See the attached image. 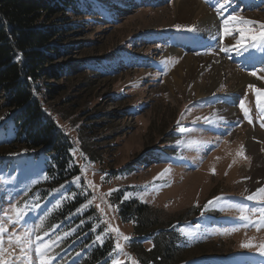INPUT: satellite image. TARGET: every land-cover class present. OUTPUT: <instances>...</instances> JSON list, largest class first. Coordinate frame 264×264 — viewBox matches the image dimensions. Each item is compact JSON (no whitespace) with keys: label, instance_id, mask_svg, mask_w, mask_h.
<instances>
[{"label":"rangeland","instance_id":"374dc122","mask_svg":"<svg viewBox=\"0 0 264 264\" xmlns=\"http://www.w3.org/2000/svg\"><path fill=\"white\" fill-rule=\"evenodd\" d=\"M179 1L184 0L80 3L84 14L92 12L69 37L75 46L69 59L79 64L60 81L42 80L55 90L48 94L44 88V107L71 137L80 172L43 195L49 185L43 184L41 158L0 157V226L7 229L2 238L10 264H42V259L44 264H81L86 256L81 244L88 245L90 238L114 243V258L107 264H139L129 246L134 222L120 214L130 201L148 205L160 222L188 219L179 229L180 242L205 240L188 253L220 245L217 255L202 259L206 264H264V227L256 226L264 202L247 199L264 187V176L258 175L264 167V119L253 107L256 90L264 91V47L236 48V29L244 25L230 22L231 35L224 25L229 17H243L259 22L253 26L259 32L264 0H194L212 14L202 23L181 22ZM240 3L246 8L233 13ZM259 56L261 63H252ZM59 63L67 66L68 60ZM251 132L259 159L248 148ZM164 169L170 172L158 179ZM70 199L81 206L80 215L66 214L64 225L52 224L53 213ZM241 208L253 223L240 219ZM89 210L93 216L85 218ZM24 233L30 241L26 257L15 243Z\"/></svg>","mask_w":264,"mask_h":264},{"label":"trees","instance_id":"16d2710c","mask_svg":"<svg viewBox=\"0 0 264 264\" xmlns=\"http://www.w3.org/2000/svg\"><path fill=\"white\" fill-rule=\"evenodd\" d=\"M84 1L0 0V101L3 100L0 103V135L3 137L0 139V157L37 159L42 156L41 164L46 173L43 184L49 185L43 195L80 172L73 161L71 137L44 107V88L48 94L55 90L42 80L60 81L70 73V67L79 64L69 59L75 53L69 37L81 30L84 26L80 23L84 22L82 18L92 12L89 8L84 14V7L80 5ZM46 20H55L56 24L47 25ZM59 59H67L68 65L57 64ZM60 207L53 213L52 224L63 222L64 225L66 214L67 218L80 215L81 206L71 199ZM120 214L125 221L132 219L134 222L129 246L139 264H206L202 259L222 250L217 245L199 253H188L205 242H180L179 229L188 219L160 222L146 204L130 201L121 205ZM90 216H93L92 211H85L84 217ZM80 229L77 228L79 237ZM147 243L152 244L151 248L145 246ZM87 244H81L86 251L81 264L112 262L114 243L100 244L90 238Z\"/></svg>","mask_w":264,"mask_h":264},{"label":"snow or ice","instance_id":"6c2138e0","mask_svg":"<svg viewBox=\"0 0 264 264\" xmlns=\"http://www.w3.org/2000/svg\"><path fill=\"white\" fill-rule=\"evenodd\" d=\"M220 7L222 8L223 5H220ZM230 22H236L239 24L244 25V27H240L237 28L236 31H238L240 33V38L236 40V45L235 47L238 49H241L243 51H248L249 47L251 48H258V47H264V24H259L260 27V31L256 32L254 31V25L258 24L259 22H255V21H251L248 19H245L243 17H229L228 20L224 21V25H225V34L226 35H231V30L229 29L228 25ZM179 27V26H177ZM247 41V43H246ZM222 51L227 52L229 49L228 48H223L221 49ZM256 73L253 72L252 75H255ZM264 78V77H262ZM257 107L260 109L261 113H264V91L257 89ZM240 107L244 110L245 112V116L248 117L249 116V110L245 108L243 102H241ZM251 122V120L249 121ZM264 126V125H262ZM243 148L241 147L240 152L238 153V155L243 156ZM170 169H164L162 173L158 174V179L162 178L165 174L169 173ZM77 180H79V177L76 178ZM247 199L249 200H260L262 202H264V187H261L259 189H257V191L251 195H249L247 197ZM220 198L217 197L215 198L214 201H208V204L205 205V209L208 208L209 205H213L214 202L219 201ZM14 211L16 212L17 218H22L21 217V213L22 210L19 208L14 209ZM246 209L241 208L240 212L242 213L240 219L247 221L248 223H253V221L251 220V217L249 215H243L244 212H246ZM259 212V223L256 225L257 229L259 230L260 227H264V207H261L260 209H258ZM7 231V229H5L4 227L0 226V264H10V261L8 259H5V252L6 249L3 246V238H2V234ZM112 231H118V229H112ZM183 232V230H182ZM28 236V233H24V238L22 239L21 236H15V243L20 246V255L23 257L27 256L26 253V248L28 247L30 241H28L26 239V237ZM37 239H39V237H37ZM97 239H100V237H97ZM125 240H128V237H124ZM254 245L252 244H243L242 247H252ZM47 247V246H45ZM121 245L119 243H117V248H120ZM260 249L262 252H264V244L260 245ZM37 251H40V249H37ZM41 255L43 256V253H41ZM42 264H44L43 259H42ZM133 264H135V262H133Z\"/></svg>","mask_w":264,"mask_h":264},{"label":"bare ground","instance_id":"6f19581e","mask_svg":"<svg viewBox=\"0 0 264 264\" xmlns=\"http://www.w3.org/2000/svg\"><path fill=\"white\" fill-rule=\"evenodd\" d=\"M177 5H178V15H179V17H180V20H181V22L183 21V22H185L186 21V19L187 20H189L190 18H194L195 19V23H202V22H209V21H211L213 18H212V16H210V15H212V14H210V12L207 10V8H206V6H202L203 4L200 2H196V1H194V0H184V1H179V2H177ZM209 14L208 16H207V14ZM189 16V17H188ZM178 17V18H179ZM186 18V19H185ZM192 21V20H191ZM192 23V22H191ZM211 23V22H210ZM200 37H202V36H200ZM199 37V38H200ZM201 39V38H200ZM205 39V38H204ZM228 39V38H227ZM225 40V39H224ZM227 42H230L229 40H227ZM232 42V41H231ZM227 44V43H226ZM189 55H187L186 57H187V59H189V57H188ZM188 63V62H187ZM186 65V64H185ZM190 65V63L188 64V66ZM193 66V65H192ZM179 67H180V65H179ZM216 70H217V68H215ZM219 69V68H218ZM238 74V73H237ZM237 74L235 73L234 75L237 77ZM239 76V75H238ZM242 76V75H241ZM241 76H240V78H241ZM235 77V78H236ZM233 79V78H232ZM238 80V79H237ZM235 82V81H234ZM238 82H239V80H238ZM249 82V81H248ZM238 87H239V85L237 86V88H235L234 90H237L238 89ZM200 92H202V91H200ZM204 92V91H203ZM201 95V94H200ZM199 96V95H198ZM232 112V110H230V113ZM254 137H256V134H255V132H251L250 133V135H249V139H248V141H249V145H248V148H249V151H253V155L255 156V157H257L258 158V156H259V154H257V152L255 151V147L254 146H256L257 144H255L254 142ZM257 137H258V135H257ZM254 141V142H253ZM259 146V145H258ZM264 157V156H263ZM259 159V158H258ZM257 159V160H258ZM258 175L260 176L261 174L264 176V167H261V166H259V170H258Z\"/></svg>","mask_w":264,"mask_h":264}]
</instances>
